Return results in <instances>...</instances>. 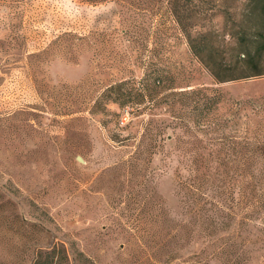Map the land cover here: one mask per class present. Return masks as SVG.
<instances>
[{
  "label": "rangeland",
  "instance_id": "rangeland-1",
  "mask_svg": "<svg viewBox=\"0 0 264 264\" xmlns=\"http://www.w3.org/2000/svg\"><path fill=\"white\" fill-rule=\"evenodd\" d=\"M249 1L0 0V264H264V74L218 81L182 29L227 60ZM157 68L223 99L112 101Z\"/></svg>",
  "mask_w": 264,
  "mask_h": 264
},
{
  "label": "trees",
  "instance_id": "trees-1",
  "mask_svg": "<svg viewBox=\"0 0 264 264\" xmlns=\"http://www.w3.org/2000/svg\"><path fill=\"white\" fill-rule=\"evenodd\" d=\"M86 1L96 3L102 0ZM248 5L250 13H258L260 11L264 15V0H250ZM238 25V29L232 34L235 42L233 44V53L227 60L211 44L209 33L199 32L193 34L191 30L193 26L191 24L188 28L182 25L192 53L207 65L218 81L241 79L264 74V18L256 29L246 27L244 18L239 21ZM126 84L129 85L126 87ZM161 87L172 90L173 94L180 95V97H183V100L184 97H188L194 103V108L199 110V113L203 111L207 99L216 102L223 99L220 91L209 87L189 88L174 92V76L169 71H164V69L160 68L145 73L140 82L125 80L112 84L108 91L111 94L113 92L117 93L115 97H111L112 101H117L121 105H135L146 95L149 96L150 100L156 101L159 98ZM209 90L217 93L209 96ZM252 145V153L262 155L264 158V141L254 137ZM251 167L249 188L252 213L250 216L253 219H260L264 223V177L256 175L258 172L264 173V160L253 161ZM57 255L58 250L53 249L43 256L40 255L34 264H45L48 261L58 263Z\"/></svg>",
  "mask_w": 264,
  "mask_h": 264
}]
</instances>
